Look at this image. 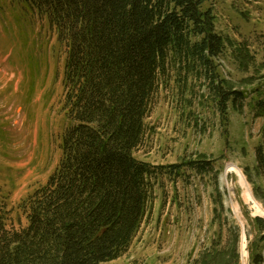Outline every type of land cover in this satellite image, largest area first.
Returning <instances> with one entry per match:
<instances>
[{"label": "trees", "instance_id": "16d2710c", "mask_svg": "<svg viewBox=\"0 0 264 264\" xmlns=\"http://www.w3.org/2000/svg\"><path fill=\"white\" fill-rule=\"evenodd\" d=\"M204 4L11 0L18 29L38 16L57 34L65 53L64 111L70 123L57 169L20 205L25 226L8 227V208L0 197V264H107L130 249L153 205L159 174L136 153L170 72L200 80L204 75L224 123L230 105L245 98L220 78L216 59L225 39ZM9 26L4 31L14 33ZM253 110L264 121L262 97ZM255 158L264 178V127ZM170 168L175 173L180 166ZM261 239L250 243L252 264H264Z\"/></svg>", "mask_w": 264, "mask_h": 264}, {"label": "rangeland", "instance_id": "374dc122", "mask_svg": "<svg viewBox=\"0 0 264 264\" xmlns=\"http://www.w3.org/2000/svg\"><path fill=\"white\" fill-rule=\"evenodd\" d=\"M203 1L225 39L216 59L220 78L245 98L230 105L224 123L204 75L200 80L170 72L136 153L159 173L153 205L130 249L107 264H252L250 243L264 237V178L255 158L264 121L253 110L264 99V0ZM10 3L0 0V197L8 227L19 228L27 221L20 205L59 165L70 122L64 111L65 53L56 33L38 17L17 30ZM8 26L16 39L4 32ZM22 32L31 42L25 48ZM21 47L28 57L36 54L41 68L30 93L29 60ZM191 162L196 166L186 165ZM230 165L245 175L261 211L246 200L237 175H226ZM170 166L180 169L172 173Z\"/></svg>", "mask_w": 264, "mask_h": 264}, {"label": "bare ground", "instance_id": "6f19581e", "mask_svg": "<svg viewBox=\"0 0 264 264\" xmlns=\"http://www.w3.org/2000/svg\"><path fill=\"white\" fill-rule=\"evenodd\" d=\"M230 173H234L235 175H237L238 179H240L239 183L244 188V196L246 197V200L250 201V203L252 205H254V207L258 211H261L262 210L261 205L258 203V201L253 196L252 189H251L245 175L239 169H237V168L235 169V167H233V165H230L227 168V174L226 175H228ZM222 180L225 181L226 177L224 176Z\"/></svg>", "mask_w": 264, "mask_h": 264}]
</instances>
